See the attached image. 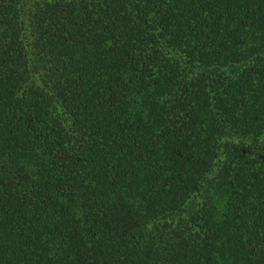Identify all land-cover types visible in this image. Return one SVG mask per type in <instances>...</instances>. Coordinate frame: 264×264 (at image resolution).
<instances>
[{
  "label": "trees",
  "instance_id": "trees-1",
  "mask_svg": "<svg viewBox=\"0 0 264 264\" xmlns=\"http://www.w3.org/2000/svg\"><path fill=\"white\" fill-rule=\"evenodd\" d=\"M0 264H264V0H0Z\"/></svg>",
  "mask_w": 264,
  "mask_h": 264
}]
</instances>
